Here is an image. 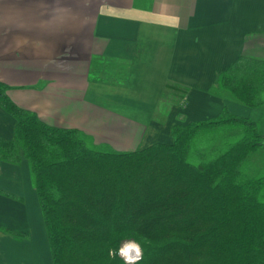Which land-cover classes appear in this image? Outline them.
Segmentation results:
<instances>
[{"label":"crops","instance_id":"crops-1","mask_svg":"<svg viewBox=\"0 0 264 264\" xmlns=\"http://www.w3.org/2000/svg\"><path fill=\"white\" fill-rule=\"evenodd\" d=\"M0 0V82L10 100L56 128L133 152L172 143L171 129L226 108L264 134L218 76L241 58L264 62V0ZM184 90L163 102L167 88ZM165 108L159 113V108ZM16 121L0 105V140ZM128 138L132 145L128 148ZM0 264H52L29 164L0 161Z\"/></svg>","mask_w":264,"mask_h":264},{"label":"trees","instance_id":"trees-1","mask_svg":"<svg viewBox=\"0 0 264 264\" xmlns=\"http://www.w3.org/2000/svg\"><path fill=\"white\" fill-rule=\"evenodd\" d=\"M8 90L0 82L1 108L16 125L12 142L0 140V161H28L52 264H127L124 242L141 250L134 264H264V169L251 173L264 153L259 123L224 108L172 127L169 145L117 152L43 123ZM219 92L264 107V62L241 58L218 76Z\"/></svg>","mask_w":264,"mask_h":264},{"label":"rangeland","instance_id":"rangeland-1","mask_svg":"<svg viewBox=\"0 0 264 264\" xmlns=\"http://www.w3.org/2000/svg\"><path fill=\"white\" fill-rule=\"evenodd\" d=\"M137 2V5L138 4H144L146 5L150 0H136ZM183 93H184V90L182 89H177V88H172V87H169L167 88L166 90V94L168 95V101L169 103H173L175 101H179L182 96H183ZM165 108V103L159 108V113L161 114L162 110ZM166 109V108H165ZM124 141H126L127 144V147L128 148H132V147H129L132 145V142L128 140V138H126ZM103 145H108L111 149H113V147L109 144H103ZM114 151H117L115 149H113ZM117 152H122V151H117ZM254 169L251 170V173L252 174H256L257 172H260L262 169H264V153L263 152H260L258 153L255 158H254ZM134 247L136 248V251L139 253V256L141 258V250L140 248L137 246V244L133 243V242H124L123 245L121 246L119 252H118V255L125 261L126 260V255L123 254V250L125 249V247ZM128 260V259H127ZM140 260V259H139ZM138 260V261H139ZM137 261H134L133 263H129V264H134L136 263ZM128 264V263H127Z\"/></svg>","mask_w":264,"mask_h":264},{"label":"built area","instance_id":"built-area-1","mask_svg":"<svg viewBox=\"0 0 264 264\" xmlns=\"http://www.w3.org/2000/svg\"><path fill=\"white\" fill-rule=\"evenodd\" d=\"M133 252H134V254H132L133 255L132 258H130L128 255L125 256L126 257V260H125L126 263H128V264L133 263L134 261H138L140 259L139 253L136 250Z\"/></svg>","mask_w":264,"mask_h":264},{"label":"bare ground","instance_id":"bare-ground-1","mask_svg":"<svg viewBox=\"0 0 264 264\" xmlns=\"http://www.w3.org/2000/svg\"><path fill=\"white\" fill-rule=\"evenodd\" d=\"M136 250V248H134V247H125V249L122 251L123 252V254H125V255H128L130 258H132V254H134V252L133 251H135Z\"/></svg>","mask_w":264,"mask_h":264}]
</instances>
